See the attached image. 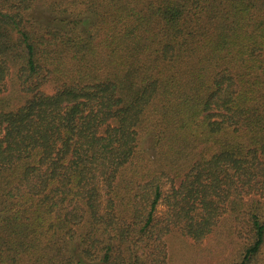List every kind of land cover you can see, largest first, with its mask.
<instances>
[{"label": "trees", "instance_id": "1", "mask_svg": "<svg viewBox=\"0 0 264 264\" xmlns=\"http://www.w3.org/2000/svg\"><path fill=\"white\" fill-rule=\"evenodd\" d=\"M262 200L264 0H0V264L165 263L222 224L264 264Z\"/></svg>", "mask_w": 264, "mask_h": 264}, {"label": "rangeland", "instance_id": "2", "mask_svg": "<svg viewBox=\"0 0 264 264\" xmlns=\"http://www.w3.org/2000/svg\"><path fill=\"white\" fill-rule=\"evenodd\" d=\"M44 92L53 94L55 88L47 85ZM24 101L23 94L14 95L13 108L21 106ZM260 203V212L264 215V200ZM164 208V205H160L158 211L162 212ZM244 233H233L230 226L222 224L220 229L212 232L201 243L174 233L167 238V261L159 264H233L242 250L246 228Z\"/></svg>", "mask_w": 264, "mask_h": 264}]
</instances>
